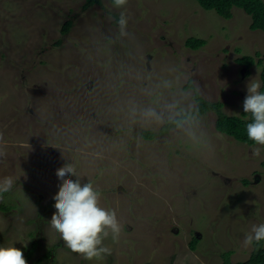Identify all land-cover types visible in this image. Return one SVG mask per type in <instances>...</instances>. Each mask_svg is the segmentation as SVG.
Segmentation results:
<instances>
[{"label":"rangeland","instance_id":"1","mask_svg":"<svg viewBox=\"0 0 264 264\" xmlns=\"http://www.w3.org/2000/svg\"><path fill=\"white\" fill-rule=\"evenodd\" d=\"M85 2L0 0V183L12 180L0 245L20 248L27 264H222L226 251L247 260L245 236L264 223V147L255 156L259 146L219 131L194 95L241 115L262 66L247 74L237 59L264 53V30L239 7L225 18L197 0H128L122 36L112 0ZM189 37L207 42L193 49ZM149 108L164 122L143 119ZM182 113L190 117L161 131ZM65 165L121 224L104 261L72 252L50 226Z\"/></svg>","mask_w":264,"mask_h":264},{"label":"clouds","instance_id":"2","mask_svg":"<svg viewBox=\"0 0 264 264\" xmlns=\"http://www.w3.org/2000/svg\"><path fill=\"white\" fill-rule=\"evenodd\" d=\"M112 4L115 9L121 11L118 18H114L110 12L109 19H115L120 34L126 36L129 20L125 10L128 0H112ZM261 88L260 82L251 81L248 85V95L243 101L247 120L246 138L259 146L253 151L255 156H259V148L264 147V91ZM135 114L136 110L133 109V115ZM140 115L148 121L164 122L163 112L152 108L141 111ZM69 174L76 179L66 178ZM56 175L62 184L54 196L56 211L50 220L51 228L59 233L66 247L72 252L87 261H104L112 252L111 248L104 244L105 239L111 235L115 241L122 230L116 212L100 205V193L91 182L82 185L73 166L65 165L59 168ZM11 188V179L0 183V198ZM261 242H264V223L254 225L251 232L245 236L243 244L245 247H251L254 244L260 245ZM0 264H27V260L20 248L0 245Z\"/></svg>","mask_w":264,"mask_h":264},{"label":"trees","instance_id":"3","mask_svg":"<svg viewBox=\"0 0 264 264\" xmlns=\"http://www.w3.org/2000/svg\"><path fill=\"white\" fill-rule=\"evenodd\" d=\"M200 5L208 10L214 9L218 14L225 18H231L233 16V8L239 7L242 8L246 13H248L251 18L250 28L253 30H264V0H197ZM102 0H86L85 7L93 6L95 4H100ZM73 24L72 19H68L63 27L62 33H68L69 29ZM206 39L197 38V37H189L186 40V45L190 48L197 49L206 44ZM62 43V40L59 39L57 44ZM259 57L256 61V57L253 55H242L238 57L237 61L245 65L247 69V74L250 73V68L254 65H261V80H262V88L264 91V53L261 52L256 53ZM192 81H189L187 87H192ZM194 87V86H193ZM195 100L197 102L196 111L198 114H206L208 111H214L217 113V121L216 128L219 131H222L228 135L233 136L235 139L253 145V143L247 140L245 135V125H246V117L244 111L241 115H230L223 110L224 103L222 101H210L205 99L198 91H196ZM190 115L188 113H182L174 118H169L162 125L161 131L167 132L169 129L173 127H177L181 124L185 119H188ZM145 137L153 138L155 133L153 130L145 131L143 134ZM1 208L7 209L6 206L2 205ZM199 239L197 237H193L191 241V247L196 248L197 242ZM38 243L34 242L31 248L28 249L27 257H31L35 249L37 248ZM52 254V250L46 253V256L49 257ZM232 251H226L223 253L224 261L222 264H264V242H261L260 245L254 244V249L251 252L250 257L247 260L241 261H232L231 260Z\"/></svg>","mask_w":264,"mask_h":264}]
</instances>
